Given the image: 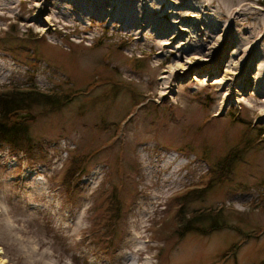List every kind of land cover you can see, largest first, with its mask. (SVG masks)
<instances>
[{
  "label": "rangeland",
  "instance_id": "obj_1",
  "mask_svg": "<svg viewBox=\"0 0 264 264\" xmlns=\"http://www.w3.org/2000/svg\"><path fill=\"white\" fill-rule=\"evenodd\" d=\"M165 1L145 7L184 30L172 47L162 44L174 28L140 34L116 11L80 20L86 0L62 2L65 15L39 14L34 0L0 9V92L76 93L59 109L26 111L28 149L0 144V264H264V0H187L197 12ZM240 140L252 147L184 208L222 207L237 230L178 239L162 227L175 196L203 186ZM90 152L84 172L62 182L72 157ZM113 188L120 212L108 235L94 227Z\"/></svg>",
  "mask_w": 264,
  "mask_h": 264
},
{
  "label": "trees",
  "instance_id": "obj_2",
  "mask_svg": "<svg viewBox=\"0 0 264 264\" xmlns=\"http://www.w3.org/2000/svg\"><path fill=\"white\" fill-rule=\"evenodd\" d=\"M98 82V81H97ZM76 93L72 89L53 91L51 93H39L32 88L26 90L12 89L0 92V144L9 145L12 149L29 148L30 138L24 126L25 121L16 120L12 114L16 112H26L35 106L42 107L45 112L59 109L69 103ZM237 148L231 149L220 161L213 165V171L205 178L206 183L201 187L188 188L184 192L175 196L177 207H174L168 215L166 221H163L162 227L173 225L175 234L181 239L186 233H196L202 236L210 235L212 232L224 229L237 230L227 223V217L223 213V208L209 209L208 211H194L187 217L184 208L189 202L195 201L202 196L207 189L220 184L224 176L233 168V166L252 145L240 140ZM244 149V151H243ZM242 151V152H241ZM241 152V153H240ZM204 151L200 157L207 160L209 155ZM88 154H77L72 157L66 166L62 182L67 183L75 174L80 175L84 172ZM116 188H113L111 195L106 199L104 210L98 218L99 226L103 233L108 235L115 233L113 224L119 217L120 203L116 198ZM203 225V226H202ZM249 237V235L244 238ZM94 239L99 240L98 237ZM101 239V238H100ZM239 244H233L223 256L231 255L235 252ZM228 255V256H229Z\"/></svg>",
  "mask_w": 264,
  "mask_h": 264
},
{
  "label": "bare ground",
  "instance_id": "obj_3",
  "mask_svg": "<svg viewBox=\"0 0 264 264\" xmlns=\"http://www.w3.org/2000/svg\"><path fill=\"white\" fill-rule=\"evenodd\" d=\"M33 1V0H32ZM72 1V0H70ZM84 0H76V4L77 5H80L81 3L80 2H83ZM150 0H146L144 3H142L140 0H86V5L84 7V13L81 14V18L80 20H82L86 15H88L89 18L93 17V16H96V18L98 19H104L102 17H108L107 19H109V17L111 15V13H114L115 11V18H119L121 20V23L122 24H126V26L128 25L129 28H132V26L134 28H137L138 31L140 32V34L142 33V31L140 30V28H146L147 29V26H149L150 28V31L152 32H155L154 35H164L168 30H170L171 28H174L175 30L173 31V33H170L171 38H169V40H173L172 41H169L165 44H162L164 46H171L174 45V43L178 40V39H181L183 41H180L182 43H184L185 39H183V31L181 28H178V26H173V24L175 23H171V22H167L163 25L161 24V22L159 20H157V10L155 9H149L146 6V4L149 2ZM18 2V0H17ZM35 3H33L34 7H36L37 11L39 12V14H41V12H45V11H48L50 13L51 10L54 12L55 9H63L61 10L62 13L67 14L68 11L63 7V4L62 2H68V0H34ZM136 2H138V4L136 5H133L135 4ZM168 6L167 8H170V7H173L174 9L176 8H180V7H183V8H186V9H189L190 10H193L195 12H197V8H195L194 6H190L191 3L188 2L187 0H166L165 1ZM193 2V1H192ZM146 3V4H145ZM155 3V2H154ZM209 3V2H208ZM214 3V2H213ZM13 4V0H1L0 1V9L5 11L6 8H8L10 5ZM69 4V3H68ZM161 5V4H160ZM195 5V4H194ZM83 6V5H82ZM203 6V5H202ZM11 7V6H10ZM9 7V8H10ZM72 7V6H71ZM74 7V6H73ZM205 7V6H204ZM111 8V12H109V9ZM161 8V7H160ZM13 9V8H12ZM59 9V11H60ZM202 9V8H201ZM67 12H66V11ZM204 10V9H203ZM219 10V9H218ZM10 11V10H9ZM175 11V10H174ZM223 11V10H222ZM7 12V11H6ZM11 12V11H10ZM9 13V12H8ZM71 13V12H70ZM160 13V12H159ZM170 14H172V16H176L178 17V22L177 24L181 25V24H185V23H190V27L192 28L193 27V22L192 21H187V20H183L182 17H184L183 15H179V13H173V11H169ZM238 13V12H237ZM53 14H56V11L55 13H52ZM187 14V13H186ZM195 14V13H194ZM229 15V14H228ZM194 16V15H193ZM37 16H34L33 17V20H36ZM63 17V16H62ZM229 17V16H228ZM71 18V17H70ZM172 18V17H171ZM187 18V17H186ZM184 18V19H186ZM224 18V17H223ZM59 19V18H58ZM65 19V18H64ZM67 19V18H66ZM65 19V20H66ZM43 20V19H41ZM45 20V19H44ZM53 19H49V22H53L52 21ZM173 20V19H172ZM73 21V20H72ZM175 21V20H174ZM56 22V21H55ZM64 22V21H63ZM99 22V21H98ZM118 23V22H117ZM167 24V25H166ZM204 28H211L213 23L212 22H202L200 23ZM114 26V25H113ZM196 29V28H194ZM135 30V29H134ZM148 30V29H147ZM221 30V28H220ZM151 33V32H150ZM149 33V34H150ZM137 34V33H136ZM138 35V34H137ZM151 35V34H150ZM139 36V35H138ZM143 36H145L143 34ZM208 36V35H207ZM157 38V37H156ZM188 38V37H186ZM208 38V37H207ZM228 38L227 35L224 36L223 38V42L227 43L228 41ZM245 38V37H244ZM234 39V38H233ZM239 39V38H238ZM155 40V39H154ZM191 43L192 40H191V37L189 38V40ZM197 42V41H196ZM195 42V43H196ZM231 42H233V40H231ZM224 43V45H225ZM159 45V44H158ZM160 46V45H159ZM196 46V45H195ZM161 47V46H160ZM239 47V48H238ZM236 47V51L234 52L233 54V57L237 60H239V57L241 55V53H243V51L240 49V46ZM177 49V48H176ZM245 51V50H244ZM180 52V51H179ZM181 53V52H180ZM178 58H180L178 56ZM257 60V59H256ZM213 61V59H209V60H204V61H201L199 62V64H207V63H211ZM254 62V61H253ZM251 63V65L249 66V68H253L254 67V70H256V74L254 75H257V77L259 76L260 74V71H257L259 69H257L258 67L257 64L254 62V63ZM262 62V61H261ZM176 67L178 68H181L179 65H177ZM176 67H175V70H176ZM263 68V67H262ZM185 72H188L191 70V68L187 67L184 69ZM250 70V69H248ZM182 74V73H180ZM256 78V77H255ZM250 80H254L253 78L250 79ZM251 81V82H252ZM227 85V83H225ZM224 84V86H226ZM255 91V90H254ZM258 101V100H257ZM261 102V101H260ZM260 107V106H259ZM263 112V111H262Z\"/></svg>",
  "mask_w": 264,
  "mask_h": 264
},
{
  "label": "water",
  "instance_id": "obj_4",
  "mask_svg": "<svg viewBox=\"0 0 264 264\" xmlns=\"http://www.w3.org/2000/svg\"><path fill=\"white\" fill-rule=\"evenodd\" d=\"M14 117L16 120L21 121H33L35 119V116L30 112H16L14 113Z\"/></svg>",
  "mask_w": 264,
  "mask_h": 264
}]
</instances>
